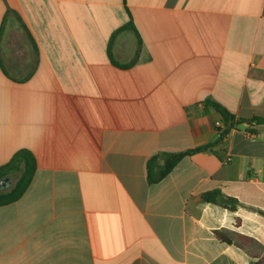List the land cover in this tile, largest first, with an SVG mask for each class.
Wrapping results in <instances>:
<instances>
[{
  "label": "crops",
  "instance_id": "0c3cea01",
  "mask_svg": "<svg viewBox=\"0 0 264 264\" xmlns=\"http://www.w3.org/2000/svg\"><path fill=\"white\" fill-rule=\"evenodd\" d=\"M6 9L2 66L30 76L0 69V166L27 149L36 170L0 206V264H254L264 0H0V29ZM127 13L140 49L113 35ZM205 100L232 117L220 141Z\"/></svg>",
  "mask_w": 264,
  "mask_h": 264
},
{
  "label": "trees",
  "instance_id": "16d2710c",
  "mask_svg": "<svg viewBox=\"0 0 264 264\" xmlns=\"http://www.w3.org/2000/svg\"><path fill=\"white\" fill-rule=\"evenodd\" d=\"M11 15H13V12L10 9H6L3 20H2L1 29H0V38L2 35V27L4 26L8 16H11ZM127 15H128L127 22L123 26H121L119 29H117L113 35H117L123 31L132 32L136 38L138 48L140 49L142 42L140 40V37H139L137 31L135 30V28L133 26V23H132L128 13H127ZM27 38L33 44L30 37L27 36ZM10 40H12V37L9 36L8 37V43H10ZM107 51H108V56H109L110 62L114 66H116L117 68L127 69L135 63L136 59L130 63L125 64V65H120L112 59V56L110 54V48H108ZM136 55H138V51H137ZM0 69L6 77H8L9 79H11L13 81H17V82H25V80L27 78H29V76H30V75H28L24 79L15 80L13 77H11V75L7 72V70L2 66L1 60H0ZM203 104L206 107L214 108L215 110H217L222 115L224 130L222 131L220 137L217 139V141H220L226 135L227 131L231 129V125H228V122L229 121L232 122V117L230 115L222 114L221 112L223 111V108L214 101L205 100L203 102ZM248 122H250V123H262L263 119H254V120L248 121ZM211 146H212L211 144H208V145H204V146L186 151L184 153H180V154H176V155L171 156L169 161L166 162L164 164V166L160 167V170H159L158 174L156 175V177L150 178L151 168L156 164L157 159H158L157 156L153 157L148 162L149 180L150 181H158V180L162 179L181 158H183L184 156H187L189 154L208 151L211 148ZM35 170H36L35 157L27 149L17 150L11 156V158L9 159V161L6 164L0 166V179H3L5 177H10L11 175H14V174L16 175V180L12 184V187L6 192H0V206L8 205V204L16 202L24 194V192L26 191L27 187L29 186V184L33 178ZM201 199L207 203L217 204L218 206H220L221 208H223L229 212L235 211L239 207V203L236 199L221 195L218 192L205 193V194L201 195ZM254 264H264V256L260 257Z\"/></svg>",
  "mask_w": 264,
  "mask_h": 264
},
{
  "label": "rangeland",
  "instance_id": "374dc122",
  "mask_svg": "<svg viewBox=\"0 0 264 264\" xmlns=\"http://www.w3.org/2000/svg\"><path fill=\"white\" fill-rule=\"evenodd\" d=\"M11 185L2 190L1 192L8 191L14 181L16 180V175H11L10 177ZM264 254V209L255 207V259L261 257Z\"/></svg>",
  "mask_w": 264,
  "mask_h": 264
},
{
  "label": "built area",
  "instance_id": "2783aa9c",
  "mask_svg": "<svg viewBox=\"0 0 264 264\" xmlns=\"http://www.w3.org/2000/svg\"><path fill=\"white\" fill-rule=\"evenodd\" d=\"M214 129H215V136L218 139L220 137L222 131L224 130L223 122L216 121L214 123ZM248 135H249V137H253L252 134H248Z\"/></svg>",
  "mask_w": 264,
  "mask_h": 264
},
{
  "label": "water",
  "instance_id": "95a60500",
  "mask_svg": "<svg viewBox=\"0 0 264 264\" xmlns=\"http://www.w3.org/2000/svg\"><path fill=\"white\" fill-rule=\"evenodd\" d=\"M223 114L226 115L225 111H222ZM230 121L228 122V125H230ZM11 185L10 178L5 177L3 179H0V192L6 188H8Z\"/></svg>",
  "mask_w": 264,
  "mask_h": 264
}]
</instances>
